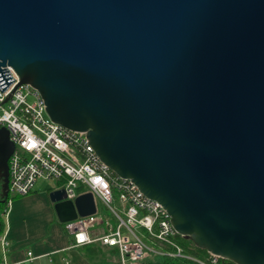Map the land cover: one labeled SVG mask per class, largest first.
Returning <instances> with one entry per match:
<instances>
[{"label": "water", "instance_id": "obj_1", "mask_svg": "<svg viewBox=\"0 0 264 264\" xmlns=\"http://www.w3.org/2000/svg\"><path fill=\"white\" fill-rule=\"evenodd\" d=\"M233 264H264V0H0V73ZM13 150L0 128L1 198ZM57 220L90 193H49Z\"/></svg>", "mask_w": 264, "mask_h": 264}, {"label": "built area", "instance_id": "obj_2", "mask_svg": "<svg viewBox=\"0 0 264 264\" xmlns=\"http://www.w3.org/2000/svg\"><path fill=\"white\" fill-rule=\"evenodd\" d=\"M8 132L13 150L7 160L8 186L2 211L0 264L9 263L6 253L7 217L13 196L28 195L39 180L55 181L65 199L90 193L94 213L64 222L71 247L91 244L113 249L117 264H148L153 256L182 258L196 264H218L219 257L206 260L184 252L176 241L169 215L154 200L146 198L128 179L120 178L102 163L89 145L85 132L68 130L45 113L38 92L21 84L14 70L5 66L0 73V128ZM11 197V198H10ZM104 211L101 214L98 204ZM32 260L31 252H26Z\"/></svg>", "mask_w": 264, "mask_h": 264}, {"label": "crops", "instance_id": "obj_3", "mask_svg": "<svg viewBox=\"0 0 264 264\" xmlns=\"http://www.w3.org/2000/svg\"><path fill=\"white\" fill-rule=\"evenodd\" d=\"M39 180L33 190L18 200L7 217V238L10 247L6 253L9 263L17 264H68L80 249L102 251L115 254L110 248L91 244L71 247V236L64 229V223L57 220L49 193L62 189L60 184ZM5 223V222H4ZM31 252L32 260L27 259L26 252ZM79 255V254H78Z\"/></svg>", "mask_w": 264, "mask_h": 264}, {"label": "trees", "instance_id": "obj_4", "mask_svg": "<svg viewBox=\"0 0 264 264\" xmlns=\"http://www.w3.org/2000/svg\"><path fill=\"white\" fill-rule=\"evenodd\" d=\"M5 207V203H0V234L4 229V221L2 218V211ZM176 241L181 245L186 254H189L197 259L206 260L208 253L205 250L195 247L191 241L185 239L182 236L177 235ZM148 264H196L195 262L182 258H168L165 256H153L147 260ZM218 264H233L228 260L219 259Z\"/></svg>", "mask_w": 264, "mask_h": 264}, {"label": "rangeland", "instance_id": "obj_5", "mask_svg": "<svg viewBox=\"0 0 264 264\" xmlns=\"http://www.w3.org/2000/svg\"><path fill=\"white\" fill-rule=\"evenodd\" d=\"M48 185H52V182L49 181ZM11 198V197H10ZM22 197L20 196H13L11 198V206L10 211L14 209V205L18 200H21ZM100 213L107 214L109 218H111L110 212L104 211V208L99 203L98 204ZM79 254V255H78ZM77 255H74L72 259H70L68 264H117L115 262L116 255L115 254H105L104 252L98 250V251H90L89 249H80V252H78Z\"/></svg>", "mask_w": 264, "mask_h": 264}, {"label": "flooded vegetation", "instance_id": "obj_6", "mask_svg": "<svg viewBox=\"0 0 264 264\" xmlns=\"http://www.w3.org/2000/svg\"><path fill=\"white\" fill-rule=\"evenodd\" d=\"M0 186H1V181H0ZM0 189H1V187H0ZM0 196H1V191H0ZM1 198V197H0Z\"/></svg>", "mask_w": 264, "mask_h": 264}]
</instances>
